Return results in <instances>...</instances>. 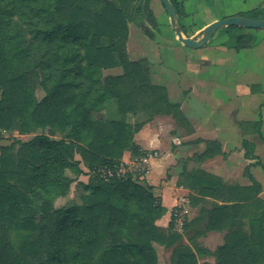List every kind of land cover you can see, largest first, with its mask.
Segmentation results:
<instances>
[{
	"label": "trees",
	"instance_id": "obj_1",
	"mask_svg": "<svg viewBox=\"0 0 264 264\" xmlns=\"http://www.w3.org/2000/svg\"><path fill=\"white\" fill-rule=\"evenodd\" d=\"M150 1L0 0V129L40 132L0 148V264H157L154 243H176L169 264H198L181 233L156 224L166 208L150 185L131 176L104 181L95 173L118 164L124 152L146 154L134 136L154 116L184 119L179 103L152 83L149 61L126 56L129 23L153 35ZM170 1L186 34L182 4ZM261 12L257 7L238 14L259 18ZM222 29L237 48L255 40L243 27ZM113 67L122 73L103 74ZM108 100L115 101L117 118L99 114ZM139 111L147 120L127 121V114ZM207 142L203 154L211 156L219 145ZM80 162L94 172L80 203L56 206L73 183L67 171L84 172ZM202 176L211 177L190 175L199 194L213 187ZM252 187L227 188L239 197L214 208L228 217L229 228L215 264H264V202ZM30 195L37 200L35 212ZM237 217L240 224L249 219V233L232 225Z\"/></svg>",
	"mask_w": 264,
	"mask_h": 264
},
{
	"label": "crops",
	"instance_id": "obj_2",
	"mask_svg": "<svg viewBox=\"0 0 264 264\" xmlns=\"http://www.w3.org/2000/svg\"><path fill=\"white\" fill-rule=\"evenodd\" d=\"M257 7L262 9L259 18H264V0H258L245 9H239L231 16ZM187 15L184 11L181 23ZM225 17L227 16L223 18ZM217 19L219 17L210 18L202 27ZM115 68L117 67L108 68L107 71ZM106 74L117 75L112 72ZM238 88L240 90L241 87ZM249 93L250 90L246 88L245 94ZM177 103L184 116L182 121H177L170 115H156L151 120L153 129L150 133L148 132L150 122H146L135 134L134 140L144 150L158 151L149 159V170L144 179L146 180L144 182L152 187V193L159 197L161 204L166 208V213L156 221V224L166 229L169 225L172 227L173 206L182 198L187 199L185 223L189 224L183 232V241L197 254L198 264H215L217 259L214 253L224 244L229 228H226L228 217L221 215L214 208L221 204L231 205L239 197L236 191L228 193L226 189L253 186L254 190H258L257 197L264 202V102L258 106L256 115L250 119L237 117L239 108L235 107L229 109L226 115H220L221 118L214 115L219 111L214 108L211 109L213 113L205 117L189 116L185 113L184 104ZM99 114L105 118H117L115 101L108 100L104 110ZM171 120L177 125H172ZM259 120L262 121L260 126L256 124ZM209 140L215 141L219 147L213 155L204 156ZM80 167L84 170L85 164L80 162ZM196 171L211 176L201 178L216 188L203 187V192L199 194L198 187L193 185L190 177ZM86 174L85 170L78 176L67 171V175L74 178L73 183L80 180L81 186L89 181L80 178L87 177ZM211 192L218 197L210 195ZM239 214L240 211L237 210V215ZM237 224H240L238 217L233 220L232 225L236 227ZM240 229L244 233H249V219L241 221ZM153 245L158 262V250L162 251L165 246L159 243Z\"/></svg>",
	"mask_w": 264,
	"mask_h": 264
},
{
	"label": "rangeland",
	"instance_id": "obj_3",
	"mask_svg": "<svg viewBox=\"0 0 264 264\" xmlns=\"http://www.w3.org/2000/svg\"><path fill=\"white\" fill-rule=\"evenodd\" d=\"M178 1L182 4V12L185 11L188 14L185 19H182V24L187 28L184 36L192 38L200 37L202 26L210 18L222 19L224 16H231L232 13L245 9L258 0ZM150 6L157 21L154 27L150 24L148 29L153 35L150 36L145 30L129 23L125 43L127 58L131 61L147 59L150 64L152 83L163 87L170 101L184 104L185 113L189 116L205 117L212 114L211 109L214 108L219 109L214 115L221 118L220 115H226L228 110L234 107L239 108L236 116L242 119H250L256 115L258 106L264 102V29L244 28V31L252 34L255 40L250 46L243 48H237L239 43L234 37L224 33L222 28L214 33L204 47L190 48L177 40L162 2L151 0ZM107 69H104V74L122 73L121 67L110 72ZM238 87H241L240 90ZM246 88L250 90L249 94H245ZM36 94L41 97L43 93L37 89ZM127 117V121L133 123L147 120V116L140 111L135 115L127 114ZM151 120L148 121L150 122L149 133L153 129ZM171 122L172 125H177L174 120ZM34 133L20 134L17 130L0 129V148L16 140L28 141ZM15 147L17 148L18 144ZM128 153H124L122 158L129 164L136 156L132 157ZM84 170L88 176L80 178L89 180L93 177L94 172L88 171L86 167ZM146 175L145 177L134 175L132 180L145 183ZM81 183L80 180L74 182L68 195L57 199L55 205L80 203V196L84 193ZM29 197L32 211L35 212L37 200L33 195ZM183 232L181 235L184 234ZM175 245V243L164 245L165 248L162 251L158 250L159 264L170 263L171 252Z\"/></svg>",
	"mask_w": 264,
	"mask_h": 264
},
{
	"label": "water",
	"instance_id": "obj_4",
	"mask_svg": "<svg viewBox=\"0 0 264 264\" xmlns=\"http://www.w3.org/2000/svg\"><path fill=\"white\" fill-rule=\"evenodd\" d=\"M160 1L167 10L170 20V25L173 31L175 32L177 40L180 41L184 46L190 48L204 47L210 41L214 33L222 27L236 25L238 27H243V28L264 29V18H254V17L234 15L210 22L209 24L203 27V29L201 30L200 37L187 38L184 36L182 32L179 23L178 14L171 1L170 0H160Z\"/></svg>",
	"mask_w": 264,
	"mask_h": 264
},
{
	"label": "built area",
	"instance_id": "obj_5",
	"mask_svg": "<svg viewBox=\"0 0 264 264\" xmlns=\"http://www.w3.org/2000/svg\"><path fill=\"white\" fill-rule=\"evenodd\" d=\"M150 152V151H149ZM156 152L146 153L139 155L132 159V162L128 164L125 159H121L118 164L110 167H101L96 169V174L104 181L111 179H121L134 175L139 177H145L149 170V159L154 157ZM135 179V178H134ZM142 179V178H141ZM187 199L182 198L179 202L173 206L171 210L172 228L175 232L182 233L185 225Z\"/></svg>",
	"mask_w": 264,
	"mask_h": 264
}]
</instances>
